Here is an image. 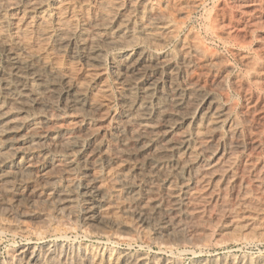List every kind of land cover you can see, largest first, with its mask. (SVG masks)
Masks as SVG:
<instances>
[{
    "label": "bare ground",
    "instance_id": "6f19581e",
    "mask_svg": "<svg viewBox=\"0 0 264 264\" xmlns=\"http://www.w3.org/2000/svg\"><path fill=\"white\" fill-rule=\"evenodd\" d=\"M233 2L204 32L239 72L161 0H0V264H264V0Z\"/></svg>",
    "mask_w": 264,
    "mask_h": 264
},
{
    "label": "rangeland",
    "instance_id": "374dc122",
    "mask_svg": "<svg viewBox=\"0 0 264 264\" xmlns=\"http://www.w3.org/2000/svg\"><path fill=\"white\" fill-rule=\"evenodd\" d=\"M196 1L197 0H161V3L163 2V6H166V8L170 11H179V14H184L185 16L189 15V20L186 23V26L192 32V34L199 39L205 40L208 48L225 57V59L235 67V72L242 71L244 67L238 61L236 56L238 47H235L232 43H229L230 46L229 44L228 46H225V44H223L221 41L208 37L204 32V28L207 25H210L213 20L219 22V20L222 19L226 21L230 17H233L236 22H238L239 19L242 20V18L246 20V17L241 15L242 10H240L237 4L233 2L235 0H200V3L198 4H196ZM241 20L239 23H235V28L232 30L228 31L227 25H220L218 31L222 30L223 34L228 32L230 35H233L232 38L236 37V39L238 38L237 36H239L240 42H248L246 45L248 49L245 50V53L252 54L258 50L259 42H257L255 38L254 40H250L247 35H244L248 29H243ZM211 25L214 26L213 23ZM233 97L238 98L237 95H233ZM10 240L11 239L9 238L5 240V242H8V244L3 242L1 247L2 254L4 253V249L7 245H14L16 242H19V239H13L12 241ZM240 253L264 254V246H247L244 247V249H241ZM187 261V259H183V264H188Z\"/></svg>",
    "mask_w": 264,
    "mask_h": 264
}]
</instances>
